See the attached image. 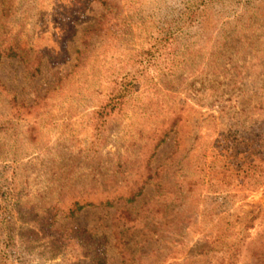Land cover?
I'll use <instances>...</instances> for the list:
<instances>
[{
    "label": "rangeland",
    "instance_id": "1",
    "mask_svg": "<svg viewBox=\"0 0 264 264\" xmlns=\"http://www.w3.org/2000/svg\"><path fill=\"white\" fill-rule=\"evenodd\" d=\"M0 53V264H255L264 0H0Z\"/></svg>",
    "mask_w": 264,
    "mask_h": 264
},
{
    "label": "trees",
    "instance_id": "2",
    "mask_svg": "<svg viewBox=\"0 0 264 264\" xmlns=\"http://www.w3.org/2000/svg\"><path fill=\"white\" fill-rule=\"evenodd\" d=\"M91 0H84V4H86L87 2H89ZM87 6H84L85 9H87ZM73 28V27H71ZM65 51V50H64ZM5 56L6 57H9V58H13V57H17V50L11 46L9 47L8 49L5 50ZM4 54V53H3ZM66 54V52H65ZM60 56V55H59ZM2 57V53H0V58ZM122 99V96L118 93V95H115L113 98L109 99L108 103L103 106L102 108H100V111L99 113L102 115V118H107L109 117L112 112L118 108V105L122 104L120 103ZM115 103V104H114ZM120 107V106H119ZM264 136V135H261V137ZM260 141V147L262 149H259L260 150V162L258 163V166L256 167L257 168V178H256V185L259 186V184H264V139H259ZM164 142V140H159L157 141V143L155 144L154 148H158L162 143ZM258 148V147H257ZM149 171V170H148ZM162 172L163 171V168L159 167L156 169L155 171V176L158 177L159 173L158 172ZM149 180H152V175H151V172L149 171L146 179H144V181H142L141 185L138 186L137 188L133 189V191L130 193L127 202H134L135 199L137 197H139L147 182ZM159 187H163V185L161 183H157ZM110 205V203H108ZM84 208V206H80L78 205V203H76L75 205V209L74 210H71V209H68L69 211V215L70 216H74L75 215V212H78V211H81L82 209ZM258 220H264V215H262V213H257V215L253 216L252 219L249 220V223L248 225L250 224V227L249 228H252L255 221H258ZM259 241V242H257ZM257 245V249H254L250 256H251V259H253V261L255 262V264H264V233H262V231L259 232V235H258V239L256 240V242H251L250 245ZM102 256L99 257L96 261V264H105V257H103V252H101Z\"/></svg>",
    "mask_w": 264,
    "mask_h": 264
}]
</instances>
